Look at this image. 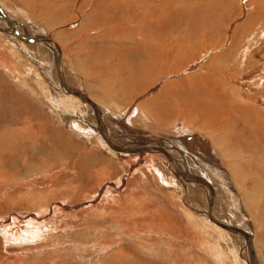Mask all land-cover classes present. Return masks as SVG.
Wrapping results in <instances>:
<instances>
[{
    "label": "rangeland",
    "instance_id": "obj_1",
    "mask_svg": "<svg viewBox=\"0 0 264 264\" xmlns=\"http://www.w3.org/2000/svg\"><path fill=\"white\" fill-rule=\"evenodd\" d=\"M0 5L27 33L60 45L67 79L100 105L116 141L142 142L125 131L156 137L212 182L216 216L252 232L264 264V143L244 134L261 150L234 152L226 135L244 119L264 126V0ZM163 19L172 26L153 29ZM0 30V264H249L242 240L209 223L206 186L183 183L155 154L107 148L91 107L61 93L55 50ZM161 31L173 37L157 38ZM181 137L206 142L211 162ZM102 186L111 190L103 200ZM34 210L49 224L37 240L41 222L27 221Z\"/></svg>",
    "mask_w": 264,
    "mask_h": 264
},
{
    "label": "bare ground",
    "instance_id": "obj_2",
    "mask_svg": "<svg viewBox=\"0 0 264 264\" xmlns=\"http://www.w3.org/2000/svg\"><path fill=\"white\" fill-rule=\"evenodd\" d=\"M118 1H122L123 3H125V0H118ZM128 4V3H127ZM210 4V3H209ZM203 5V4H202ZM198 6V5H197ZM201 6V5H200ZM199 6V7H200ZM206 7V6H205ZM210 7V6H209ZM132 8V7H131ZM192 8H194L192 6ZM64 9V7H62V10ZM129 9V8H128ZM209 10V9H208ZM212 10V9H211ZM130 11L133 12V15H136V12H134L133 8L130 9ZM175 11V10H174ZM179 11V10H178ZM181 11V10H180ZM195 11V9H194ZM198 11V10H197ZM206 11V10H205ZM210 11V10H209ZM189 12V11H188ZM181 12H179L180 15ZM192 13V12H191ZM200 13V12H199ZM198 13V14H199ZM208 14V13H206ZM168 15V14H167ZM171 15V14H170ZM197 15V14H195ZM205 15V14H204ZM209 15V14H208ZM213 15V14H212ZM7 17L11 20V24L10 23H6V26L8 27L9 31H6L5 29L3 30V28L0 27V29H2L3 31H5L8 35H12L20 40H22L25 43H31V44H46L49 47H51L53 50H55V65L57 66L56 69L58 68V77H60V81L62 80L64 83H66L67 86H70L72 88H74L75 90H78L80 92H82L85 97L90 101V103H95L97 105L99 114H100V118H98L97 113L95 111V109L93 107H91L87 102H83L76 93H72L71 91H69L67 88H64L63 84H61V82L57 81V83H60L59 85L61 86V93L65 94V95H71L75 98H77L79 101H81L84 105H87L89 107H91L94 117H95V121H96V126H97V130L99 135L103 138V142L104 144L107 146V148H109L110 150L114 151V152H118V153H124V154H139V153H150V154H155V156H160L161 159H166L169 163L170 168L172 169V171L174 172V174H176V176L178 178H182L181 181L184 182H195L197 184H201L204 185L208 188V217L212 222H209L210 224H212L213 226H215L216 228H221L223 227L224 229L228 230L227 227H232V228H237L239 230L237 231H233V230H228L229 232L235 234L236 237L240 238L242 240V247H246V249L248 250V256H249V264H251V249L254 253V257L257 261V264H261V261L258 258V254L255 248V244H254V235L252 232H250L249 230L243 228L242 226L237 225L236 223L229 221L226 218H219L218 216H216L215 213V195H216V191L215 188L213 186V184L208 181L207 178H205L204 176H201L199 173V171H190L187 169H184L183 167H181L180 162L177 160V158L174 157V154L172 153V151H170V147H166L163 145L162 142H159L158 139L156 137L150 138L147 141H144V139H142V137L137 136L132 134L131 132L125 131L124 134L125 136L131 138V137H135L136 140L141 141L140 143H135V142H131V143H120L118 141H116V139L112 136L111 132L109 131L110 129H108L106 123H105V119H104V112L102 110V108L100 107V105L94 101L88 93H86L83 89L78 88L76 86H74L73 84H71L69 82V80L66 77V72L64 70V62H63V58H62V53H61V49H60V45L50 36L47 35L46 33H42V34H38V33H33V34H29L26 32L25 29H27V24H20L18 21H16L10 14H8L4 8H2V6L0 5V17ZM194 16V15H193ZM167 17V16H166ZM165 17V18H166ZM195 17V16H194ZM198 17V16H197ZM201 17V16H199ZM171 18V17H170ZM174 18V17H173ZM172 18V19H173ZM180 18V17H178ZM191 18V16H190ZM209 18V17H208ZM207 18V19H208ZM201 19V18H200ZM205 19V18H204ZM206 19V20H207ZM168 20V19H167ZM210 20H212L210 18ZM0 21H3V19L0 18ZM172 21V20H171ZM175 20H173L174 23ZM208 21V20H207ZM212 22V25L214 27L213 22L214 21H210L209 23ZM14 23V24H13ZM206 23V22H205ZM193 24V23H192ZM189 24V25H192ZM201 25V24H200ZM20 26H22L24 28V32L22 33L20 30ZM172 26L171 24H168L166 19L160 20L156 23V25L153 27V29H163V27H169ZM199 26V25H198ZM218 26V25H217ZM216 26V27H217ZM178 27V26H177ZM215 27V30H216ZM191 28V27H190ZM197 28V25L193 26L191 28V34L188 37L191 38H195V29ZM204 28V27H203ZM212 28V27H211ZM167 29V28H166ZM1 31V30H0ZM212 31V29H211ZM214 31V30H213ZM13 34H11V33ZM166 33H164L163 31L159 32L157 34V38H162V33L166 34V36L169 37H173L171 36V33L169 31H165ZM150 34V31H148L146 33V36H148ZM200 35V34H199ZM28 38L34 39V40H40L38 42H29ZM51 39L52 43L47 42L48 39ZM182 44L185 46L186 45V40L182 41ZM30 45V44H28ZM37 47H40L39 45H31L29 46L27 49L32 53H37ZM38 54V53H37ZM59 60V61H58ZM56 76V75H55ZM54 77V76H53ZM207 78V77H206ZM201 79V78H200ZM209 80H205V84H208ZM213 94H217L219 95L218 92H214ZM255 113V112H254ZM240 116V115H239ZM242 116V115H241ZM257 116V115H256ZM258 117V116H257ZM262 117V116H261ZM251 119V118H250ZM257 119V118H256ZM259 119V118H258ZM254 120V119H253ZM252 124V122H251ZM254 124V123H253ZM257 125V124H256ZM103 132V134H102ZM229 134L233 135V142L232 144L229 146V149L236 152V151H240V150H244L246 149V147L248 146L250 149L252 148L253 150L257 151L259 149V151L261 150L258 146V148L256 146L251 147L247 142H245V140L241 139V135L244 134H251L254 135L259 144H261L262 142L264 143V126H260L259 124L257 125V127H253L251 126L247 121H245L244 119V126L243 128L239 129L237 128V130H235V128H228L226 135L228 136ZM168 137V136H167ZM170 137V136H169ZM185 137H181L179 138L180 142L184 145H187V148H191V145L189 144L188 140L184 139ZM229 138V136L227 137V139ZM244 139H248L246 138V136L244 137ZM253 139V138H252ZM125 140V139H124ZM178 141V139H177ZM247 141V140H246ZM179 142V141H178ZM261 142V143H260ZM188 143V144H186ZM172 147H175L172 143H170ZM111 145H113L114 147H112ZM261 146V145H260ZM184 147V146H183ZM120 148V149H118ZM178 149L180 152H182L180 150V148H176ZM207 151L206 152H202L201 150L196 154L197 160L200 161V163H202L203 165L207 166L209 162L207 156L208 154H212L211 150H209V148H206ZM248 149V148H247ZM248 152V150H247ZM185 152H182V155L185 158ZM249 153V152H248ZM154 156V155H153ZM189 156V164L193 165V161L191 159V157L193 158V156H191V154L188 155ZM211 157H213V155H210ZM232 158V157H231ZM230 159V158H229ZM213 161V160H212ZM215 161V159H214ZM213 161V162H214ZM231 162V161H230ZM230 164V163H229ZM188 165V164H186ZM206 174L208 176L207 173H203V175ZM205 175V176H206ZM206 176V177H207ZM209 177V176H208ZM186 180V181H185ZM239 182V180H238ZM240 183V182H239ZM264 183V182H263ZM262 190V194H264V184H263V189ZM262 196V195H261ZM264 218V217H263ZM262 224V223H261ZM262 228V229H261ZM260 236L262 238V240L264 241V225H261L260 230H259ZM244 243V244H243ZM250 244V246H249ZM236 245V244H235ZM263 264V263H262Z\"/></svg>",
    "mask_w": 264,
    "mask_h": 264
},
{
    "label": "crops",
    "instance_id": "obj_3",
    "mask_svg": "<svg viewBox=\"0 0 264 264\" xmlns=\"http://www.w3.org/2000/svg\"><path fill=\"white\" fill-rule=\"evenodd\" d=\"M132 50H133V47H132ZM134 78V77H133ZM0 95H2V91H1V89H0ZM90 96V95H89ZM91 97V96H90ZM92 98V97H91ZM164 107H165V105H164ZM200 107V108H199ZM198 107V110L201 112V105ZM156 115H158L159 114V112H157L156 111V113H155ZM202 121V123L204 124V125H207V123L205 122V121H203V120H201ZM231 127V126H230ZM238 127H240L239 129H241L242 128V126L239 124L238 125ZM190 140H192V139H190ZM190 140H188V142H189V144H191L192 145V147L193 146H195V147H197L199 150H201L202 152H206L207 151V149L206 148H208L209 146L206 144V142H204V141H202V143H199L198 145H196V143L195 142H190ZM22 156V155H21ZM165 174V173H164ZM166 176H165V178H169L168 177V175L167 174H165ZM212 183V182H211ZM109 184H111V185H113V183H109ZM166 184V183H165ZM110 189H109V186H102V188H101V190L99 191L100 193H101V195L103 194V198H102V200L107 196V195H109L110 194ZM98 192V193H99ZM94 197V196H93ZM30 216H28V219H27V221L28 220H31V221H33V222H41V227H40V230H39V232H38V235H37V237L34 239V240H37L38 238H39V236H40V232L42 231V228L45 226V225H49L48 224V222L47 221H42L41 220V213L39 212V211H36V210H34L31 214H29ZM57 224V222H55V225ZM32 242H34V241H32ZM35 245V244H34ZM29 247V246H28ZM25 247H23L22 249H24ZM19 250H21V249H19ZM25 250V249H24ZM23 251V250H22Z\"/></svg>",
    "mask_w": 264,
    "mask_h": 264
},
{
    "label": "water",
    "instance_id": "obj_4",
    "mask_svg": "<svg viewBox=\"0 0 264 264\" xmlns=\"http://www.w3.org/2000/svg\"><path fill=\"white\" fill-rule=\"evenodd\" d=\"M0 18L3 19V21L6 22V23H10V24L12 23L11 20H10L9 18L5 17V16L0 17ZM13 24H14V23H13ZM10 33H11V32H10ZM11 34H13V33H11ZM28 40H29V42H38V41H40V40H38V39H37V40H34V39L31 40V38H28ZM47 42L53 44L50 38L48 39ZM58 61H59V60H58ZM59 79H60V77H59ZM60 82H61V84H63L64 88H67V89H68L69 91H71L72 93H76L77 96H78L83 102H87L91 107H93V108L95 109L96 113H97L98 118H100V114H99V111H98L97 105H96L95 103H90V101L85 97V95H84L82 92H80V91H78V90H75L74 88H72V87H70V86H67L66 83H64L62 80H61ZM102 134H103V132H102ZM111 146L114 147L113 145H111ZM118 149H120V148H118ZM225 228H227V229L230 230V231H231V230H233V231H237V230H239V229H237V228H232V227H227V226H226ZM249 246H250V244H249ZM250 251H251V253H250V255H251V264H257V261H256V259H255V257H254V253H253L252 249H251Z\"/></svg>",
    "mask_w": 264,
    "mask_h": 264
}]
</instances>
